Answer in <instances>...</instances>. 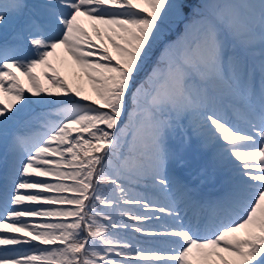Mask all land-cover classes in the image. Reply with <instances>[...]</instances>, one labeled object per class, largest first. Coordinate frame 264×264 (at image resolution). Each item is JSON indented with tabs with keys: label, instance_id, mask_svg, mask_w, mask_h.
<instances>
[{
	"label": "snow or ice",
	"instance_id": "snow-or-ice-1",
	"mask_svg": "<svg viewBox=\"0 0 264 264\" xmlns=\"http://www.w3.org/2000/svg\"><path fill=\"white\" fill-rule=\"evenodd\" d=\"M0 264H264V0H0Z\"/></svg>",
	"mask_w": 264,
	"mask_h": 264
},
{
	"label": "rangeland",
	"instance_id": "rangeland-1",
	"mask_svg": "<svg viewBox=\"0 0 264 264\" xmlns=\"http://www.w3.org/2000/svg\"><path fill=\"white\" fill-rule=\"evenodd\" d=\"M54 63L57 64V67L60 70V75L65 77L66 79H68L69 83L75 85L78 81H79V73H80V69L78 66L74 65L69 58V65L70 66H64L62 65L59 61H57L55 58L53 60ZM40 69H37V72L40 73ZM22 80L25 81V85L27 86V78L26 77H21ZM43 79V77H42ZM45 83L47 84V81H45ZM84 86L86 88H89L90 86L87 84V82H84Z\"/></svg>",
	"mask_w": 264,
	"mask_h": 264
}]
</instances>
